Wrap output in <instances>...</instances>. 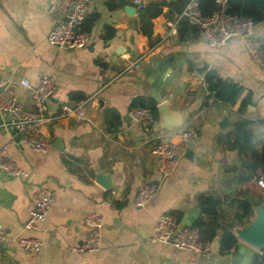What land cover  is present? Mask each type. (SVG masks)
Listing matches in <instances>:
<instances>
[{"label":"crops","instance_id":"0c3cea01","mask_svg":"<svg viewBox=\"0 0 264 264\" xmlns=\"http://www.w3.org/2000/svg\"><path fill=\"white\" fill-rule=\"evenodd\" d=\"M54 1L0 0V72L16 83L22 108L34 109L30 92L18 82L27 80L35 87L42 75L56 82L48 103L51 116L59 114L61 105L73 104L72 96L86 101L83 119H56L42 126L48 144L44 153L24 148L9 115L0 113V146L11 139L7 153L28 175L10 179L0 174V229L5 237L0 264H241L245 254L237 248L219 256L217 247L223 231L234 235L264 202L248 166L251 153L234 147V139L242 141L245 134L256 153L264 142V127L258 123L264 120V60L254 62L236 39L210 48L196 28L179 22L187 0H89L83 29L90 44L77 50L52 48L45 40L57 21L50 14ZM128 8L134 13L128 14ZM154 10L159 11L156 16ZM253 40L264 56V21L255 25ZM153 58H158V67H172L162 85L148 67ZM208 70L238 84L234 104L214 99L204 82ZM248 97L250 103L241 107ZM136 100L156 106L168 102L169 110L181 115V126L166 131L157 115L152 132L144 136L128 117ZM223 120L228 125L221 129ZM181 130L197 136L175 172L162 179L151 154L154 137L162 133L178 142ZM99 174L107 176L108 187L97 182ZM143 183H156L158 190L139 209L133 198ZM39 186L51 193L47 219L36 231L24 230L32 190ZM245 206L250 215L244 214ZM89 212L103 218L99 247L76 255L70 249L84 242L83 219ZM161 215L174 216L181 225L192 219L190 226L216 224L210 242L213 257L150 243ZM26 237L41 242L38 254L24 256L17 247L16 241Z\"/></svg>","mask_w":264,"mask_h":264},{"label":"built area","instance_id":"2783aa9c","mask_svg":"<svg viewBox=\"0 0 264 264\" xmlns=\"http://www.w3.org/2000/svg\"><path fill=\"white\" fill-rule=\"evenodd\" d=\"M216 9L209 15L203 14L199 9V0H187L179 16V22H185L190 27L196 28L210 48H220L230 40H240L251 57L259 64L263 59L253 40L255 25L244 19L227 12L229 0H211ZM89 0H55L50 8V14L57 21L46 37L49 47L62 50H77L86 48L90 44V35L83 29ZM137 4V0H134ZM20 88L30 92V101L33 111L22 108L16 91V83L4 77L0 72V113L9 115V125L19 136L21 145L29 150L44 153L48 144L41 134L42 126L56 119L84 118L86 101L79 100L71 105L63 104L59 107V114L51 116L48 103L56 92V82L48 75L39 77L35 87L27 80H20ZM128 117L144 136L150 135L155 125L153 113L149 108L134 107L129 110ZM179 141L172 142L165 134L157 133L153 140L151 154L156 160V170L162 179L170 176L185 156L188 146L196 138L193 130H181L177 134ZM11 139L0 146V174L10 179H26L27 173L21 170L8 155L7 148ZM256 186L264 189V178L254 177ZM158 190L156 183H143L133 198L135 208H144L155 196ZM32 207L26 218L23 229L36 231L43 224L51 207V193L46 188L35 187L31 193ZM83 224L87 228L84 242L79 247L70 249V252L80 255L83 252L98 250L103 218L100 214L89 212L84 216ZM5 241L0 229V243ZM149 242L170 246L177 251L191 252L205 259L213 257L209 242H203L199 237V229L195 226H183L174 216L161 215L154 224ZM17 247L24 256H33L41 251L42 244L36 238H21L16 241ZM231 250L230 252H233ZM254 251V256L260 258L264 251ZM249 264H264V261Z\"/></svg>","mask_w":264,"mask_h":264},{"label":"trees","instance_id":"16d2710c","mask_svg":"<svg viewBox=\"0 0 264 264\" xmlns=\"http://www.w3.org/2000/svg\"><path fill=\"white\" fill-rule=\"evenodd\" d=\"M198 3H199L200 11L205 15L211 14L216 9L214 3L211 0H199ZM227 12L231 15L248 19L254 25H257L264 21V0H229ZM158 13H159L158 10H154L152 14L153 16H156ZM183 23L185 26H189L185 22ZM85 31L87 30L85 29ZM262 58L264 60V56H262ZM200 71L203 72V70ZM204 82L206 84L208 91L213 95L214 99L229 105L235 103L241 90L238 84H236L231 80L220 79L217 76V74L211 70H208L204 73ZM72 100L73 102H76L82 100V98L79 96L78 97L72 96ZM248 103H250L249 97L243 100L241 107H244ZM131 107L149 108L153 113L154 121L157 120L155 102H149L148 104H144L142 101L136 100L135 102H133ZM258 123L262 124L264 127V120H259ZM243 125L244 123L238 125V128H240ZM249 138H250L249 134H245L242 137V141L238 137H236L234 141L237 144V146L235 145L234 147L239 151L243 150V151H249L251 153L248 166L251 168L254 177L264 178V142L261 144L260 152L256 153L253 151L254 147L251 144ZM260 191L264 192V189H261ZM207 202L208 200H206V203ZM215 205L216 202H212L210 204V209L212 212L214 211ZM244 214L245 215L251 214L250 208H248L247 206H245L244 208ZM195 227L199 229V237L201 241L210 243L215 239L217 234L216 233L217 225L214 224L213 222H209V223L198 222L195 224ZM237 246H238V241L235 238V236L232 233L225 230L219 236L217 254L219 256L228 255L230 251L235 250ZM259 260L264 261V252L260 258L255 257L253 261L258 262Z\"/></svg>","mask_w":264,"mask_h":264},{"label":"water","instance_id":"95a60500","mask_svg":"<svg viewBox=\"0 0 264 264\" xmlns=\"http://www.w3.org/2000/svg\"><path fill=\"white\" fill-rule=\"evenodd\" d=\"M128 14H133L134 9L128 8L126 10ZM160 59V58H159ZM158 58H153L152 62L148 64L151 73H153L154 78H159V84L162 85V82L165 76L169 75V72L172 67L166 69L165 64H161L159 67L156 66ZM170 69V70H168ZM158 95V94H157ZM160 97L156 96V101H159ZM156 113L158 115L160 126L166 131H171L177 129L182 124V117L179 113L169 110L168 102H161L156 106ZM228 125L226 120L220 122L219 126L221 129L225 128ZM57 144H60L59 140H56ZM54 144L55 148H58V145ZM97 182L103 187H108L109 182L107 176L98 175L96 176ZM205 208H201V211H204ZM197 216V214L195 215ZM194 223V220H188L183 226H190ZM234 235L236 238L244 244L247 248L243 246H238L237 251L239 254H245L244 261L241 264H249L251 258L254 256L255 251H264V202L261 203L254 210V216L252 220L244 227L234 230ZM252 249V250H251Z\"/></svg>","mask_w":264,"mask_h":264},{"label":"rangeland","instance_id":"374dc122","mask_svg":"<svg viewBox=\"0 0 264 264\" xmlns=\"http://www.w3.org/2000/svg\"><path fill=\"white\" fill-rule=\"evenodd\" d=\"M260 189V188H259ZM261 190V189H260Z\"/></svg>","mask_w":264,"mask_h":264}]
</instances>
